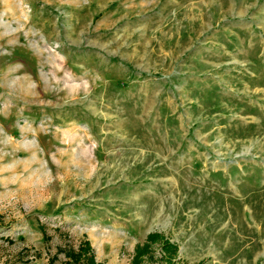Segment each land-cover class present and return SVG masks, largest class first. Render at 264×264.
I'll list each match as a JSON object with an SVG mask.
<instances>
[{"label":"rangeland","instance_id":"1","mask_svg":"<svg viewBox=\"0 0 264 264\" xmlns=\"http://www.w3.org/2000/svg\"><path fill=\"white\" fill-rule=\"evenodd\" d=\"M264 264V0H0V264Z\"/></svg>","mask_w":264,"mask_h":264},{"label":"trees","instance_id":"2","mask_svg":"<svg viewBox=\"0 0 264 264\" xmlns=\"http://www.w3.org/2000/svg\"><path fill=\"white\" fill-rule=\"evenodd\" d=\"M92 259L93 258H89V261H93ZM90 264H99V263L93 261V263H90Z\"/></svg>","mask_w":264,"mask_h":264}]
</instances>
